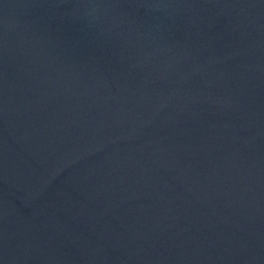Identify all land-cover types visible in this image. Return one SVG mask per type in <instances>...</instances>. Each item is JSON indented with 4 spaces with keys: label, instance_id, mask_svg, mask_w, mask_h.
Returning a JSON list of instances; mask_svg holds the SVG:
<instances>
[{
    "label": "water",
    "instance_id": "1",
    "mask_svg": "<svg viewBox=\"0 0 264 264\" xmlns=\"http://www.w3.org/2000/svg\"><path fill=\"white\" fill-rule=\"evenodd\" d=\"M0 264H264V0H0Z\"/></svg>",
    "mask_w": 264,
    "mask_h": 264
}]
</instances>
